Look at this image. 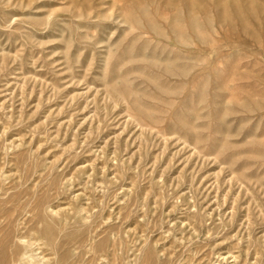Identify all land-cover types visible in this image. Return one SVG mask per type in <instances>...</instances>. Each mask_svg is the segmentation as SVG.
<instances>
[{"label": "rangeland", "instance_id": "obj_1", "mask_svg": "<svg viewBox=\"0 0 264 264\" xmlns=\"http://www.w3.org/2000/svg\"><path fill=\"white\" fill-rule=\"evenodd\" d=\"M0 261L264 264V0H0Z\"/></svg>", "mask_w": 264, "mask_h": 264}, {"label": "bare ground", "instance_id": "obj_2", "mask_svg": "<svg viewBox=\"0 0 264 264\" xmlns=\"http://www.w3.org/2000/svg\"><path fill=\"white\" fill-rule=\"evenodd\" d=\"M11 257H13V256H11ZM12 261V260H11ZM20 261V260H19ZM4 263V261H0V264H3ZM16 263H17V261H16ZM18 263H20V262H18Z\"/></svg>", "mask_w": 264, "mask_h": 264}]
</instances>
